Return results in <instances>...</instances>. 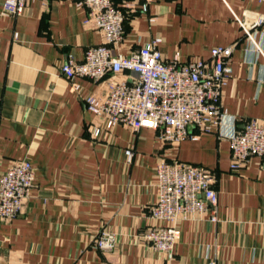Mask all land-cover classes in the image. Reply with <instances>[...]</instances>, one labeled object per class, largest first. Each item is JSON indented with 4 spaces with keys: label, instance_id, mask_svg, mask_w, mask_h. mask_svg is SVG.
<instances>
[{
    "label": "crops",
    "instance_id": "crops-1",
    "mask_svg": "<svg viewBox=\"0 0 264 264\" xmlns=\"http://www.w3.org/2000/svg\"><path fill=\"white\" fill-rule=\"evenodd\" d=\"M80 2L31 0L14 16L0 0V173L19 159L36 171L24 210L0 218V264H264V158L232 171L230 141L220 136L250 118L264 123V1L143 0L126 9L117 52L128 54L155 37L163 39L166 59H209L215 46L234 48L224 123L212 132L191 126L194 137L178 144L163 143L150 128L107 129L83 100L105 95L106 80L72 82L62 73L69 56L82 61L88 48L104 42ZM162 158L210 169L219 196V221L209 213L181 221L170 260L142 237L153 223L147 209L158 196ZM103 230L115 235L112 251L96 246Z\"/></svg>",
    "mask_w": 264,
    "mask_h": 264
},
{
    "label": "built area",
    "instance_id": "built-area-1",
    "mask_svg": "<svg viewBox=\"0 0 264 264\" xmlns=\"http://www.w3.org/2000/svg\"><path fill=\"white\" fill-rule=\"evenodd\" d=\"M28 1L31 0H5L4 11L18 16ZM142 1L119 5L115 0H81L88 9L86 23L103 34L104 42L88 48L82 61L69 56L62 73L72 82L77 78L106 80L105 95L81 96L87 108L105 121L107 129L120 124L134 132L154 129L165 144H178L194 137L189 132L191 126L201 132L214 131L227 116L222 98L232 76L233 46L213 47L209 59L183 61L179 57L164 58L159 48L163 39L155 37L128 54L117 52L124 38L126 9H134ZM245 32L262 54L252 32L247 29ZM125 72L131 77L118 78ZM101 131V127L95 126L94 135L98 136ZM220 136H227L230 141L232 171L243 168L254 156L264 158V123L258 118L247 119L242 128ZM126 153L130 159L133 157L132 149ZM35 178V168L26 159L13 161L0 173L1 219L11 220L24 210ZM215 181L214 173L206 167L160 159L158 196L147 209L153 223L142 233L143 239L170 260L180 237L181 221L209 213L210 220L218 222L219 196ZM95 243L101 250L112 251L116 238L103 230ZM208 264L217 262L211 259Z\"/></svg>",
    "mask_w": 264,
    "mask_h": 264
}]
</instances>
